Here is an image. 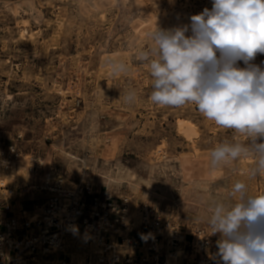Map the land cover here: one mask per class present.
<instances>
[{"label":"rangeland","instance_id":"rangeland-1","mask_svg":"<svg viewBox=\"0 0 264 264\" xmlns=\"http://www.w3.org/2000/svg\"><path fill=\"white\" fill-rule=\"evenodd\" d=\"M205 7L212 0H0V141L4 148L17 141L23 154L0 166V219L4 199L12 204L8 217L21 209L38 214L43 205L41 172L28 171L27 155L70 184L132 196L136 211L148 202L187 231L211 232V206L237 202L236 181L248 195L264 194V176H249L252 157L210 165L219 143L247 137L219 128L193 104L154 105L148 66L135 59L156 27L190 23ZM114 60L127 71L114 74ZM262 61L257 54L253 63ZM129 91L136 93L131 103L123 98ZM182 120L194 125L192 140L180 132ZM92 248L82 238L65 246L71 264H94Z\"/></svg>","mask_w":264,"mask_h":264},{"label":"clouds","instance_id":"clouds-1","mask_svg":"<svg viewBox=\"0 0 264 264\" xmlns=\"http://www.w3.org/2000/svg\"><path fill=\"white\" fill-rule=\"evenodd\" d=\"M189 21L156 27L150 46L135 53L149 69V99L159 106L193 104L219 128L247 137L219 143L210 165L224 167L250 156L249 176H264V67L253 63L264 54V0H212L211 9ZM111 64L114 74L127 71L122 61ZM135 97L129 91L123 98L131 103ZM232 193L239 194L237 202L211 206L207 223L220 238L210 258L216 264H264V194L248 195L242 181L233 184Z\"/></svg>","mask_w":264,"mask_h":264},{"label":"built area","instance_id":"built-area-1","mask_svg":"<svg viewBox=\"0 0 264 264\" xmlns=\"http://www.w3.org/2000/svg\"><path fill=\"white\" fill-rule=\"evenodd\" d=\"M22 157L17 141L5 148L0 141L1 167H11ZM25 159L32 175L41 172L38 190L44 202L38 214L21 209L8 217L12 204L4 199L0 264H39L40 258L59 253L64 256L58 264H71L65 250L69 238L93 246L94 264H216L210 256L218 251L217 240L207 229L184 230L148 202L136 211L132 196L96 189L89 181L70 184L55 176L42 158ZM178 248L183 253L175 256Z\"/></svg>","mask_w":264,"mask_h":264},{"label":"bare ground","instance_id":"bare-ground-1","mask_svg":"<svg viewBox=\"0 0 264 264\" xmlns=\"http://www.w3.org/2000/svg\"><path fill=\"white\" fill-rule=\"evenodd\" d=\"M179 129H180V132L183 133L185 135V137L188 138L189 140H192L193 136L196 134V129H195L194 125L192 123H189L188 121H184V120L180 121L179 122ZM72 229L74 230V226L72 227ZM92 251H93V256H94V248H92ZM182 253H183L182 249L178 248L175 256L181 255ZM169 262H170V260H169Z\"/></svg>","mask_w":264,"mask_h":264}]
</instances>
